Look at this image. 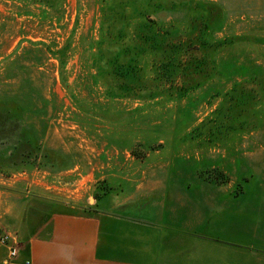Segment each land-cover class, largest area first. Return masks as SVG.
<instances>
[{
  "label": "rangeland",
  "instance_id": "rangeland-1",
  "mask_svg": "<svg viewBox=\"0 0 264 264\" xmlns=\"http://www.w3.org/2000/svg\"><path fill=\"white\" fill-rule=\"evenodd\" d=\"M165 185L264 264V0H0V236Z\"/></svg>",
  "mask_w": 264,
  "mask_h": 264
},
{
  "label": "crops",
  "instance_id": "crops-1",
  "mask_svg": "<svg viewBox=\"0 0 264 264\" xmlns=\"http://www.w3.org/2000/svg\"><path fill=\"white\" fill-rule=\"evenodd\" d=\"M153 189L138 187L137 194L104 201L87 214H53L16 246L15 258L0 253V264H225L226 249L240 256L235 246L209 239L220 235L224 216L208 196L166 185Z\"/></svg>",
  "mask_w": 264,
  "mask_h": 264
},
{
  "label": "built area",
  "instance_id": "built-area-1",
  "mask_svg": "<svg viewBox=\"0 0 264 264\" xmlns=\"http://www.w3.org/2000/svg\"><path fill=\"white\" fill-rule=\"evenodd\" d=\"M0 242L1 243H4L7 245V260H11L13 258L16 257L17 255V248L15 246V238L12 237L11 235H3V236H0ZM7 242H10L9 244H7Z\"/></svg>",
  "mask_w": 264,
  "mask_h": 264
}]
</instances>
